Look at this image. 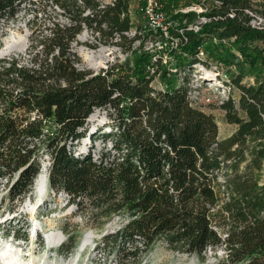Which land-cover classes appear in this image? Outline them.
Returning a JSON list of instances; mask_svg holds the SVG:
<instances>
[{"label":"trees","instance_id":"obj_1","mask_svg":"<svg viewBox=\"0 0 264 264\" xmlns=\"http://www.w3.org/2000/svg\"><path fill=\"white\" fill-rule=\"evenodd\" d=\"M161 1L170 19L167 35L148 29L162 45L154 52L144 51L138 33L128 36L130 0L34 1L25 53L0 57L6 197L30 195L47 156L49 189L75 208L73 215L97 226L118 218L95 248L115 254L119 264L137 263L156 242L202 260L211 250L217 264H264V28L252 27L245 12L258 10L249 0H204L201 12ZM28 2L0 0V39ZM55 6L65 20L46 25L38 13ZM83 28L118 46L124 60L98 72L79 68L72 42ZM200 52L225 68L240 65L236 72L227 69L224 82L228 97L220 107L236 126L225 138L214 116L192 103L187 79L178 74L200 62ZM246 76L253 82H243ZM157 77L166 80L161 88L153 84ZM95 109L105 112L107 131L89 139L99 138L102 146L93 151L89 143L76 154ZM4 236L28 238L14 226ZM74 247L70 234L61 254Z\"/></svg>","mask_w":264,"mask_h":264},{"label":"rangeland","instance_id":"obj_2","mask_svg":"<svg viewBox=\"0 0 264 264\" xmlns=\"http://www.w3.org/2000/svg\"><path fill=\"white\" fill-rule=\"evenodd\" d=\"M28 1L29 2L26 4L25 8L27 11L24 10L21 12L15 23H11L8 27L3 29L5 34H3L0 39V48L3 47V41L5 38H10L14 44V49L7 54L25 53L29 45L28 37L31 33L29 20L33 17L31 14L32 10H35V8H33L35 7L34 3L38 2H34L37 0ZM130 1V15L133 21V26L128 36H132L135 33L141 35V45H143L144 51L154 52L156 46L158 49H161L162 45L158 38L149 35L148 23L138 9L137 3L133 0ZM175 1L177 9H180L181 11L194 10L201 12L204 10V6L200 4L204 0ZM249 2L252 7L258 10V12L249 10H246L245 12L248 13L249 16L262 15L264 17V0H249ZM209 4L210 2H207L206 5L209 6ZM167 10L164 11L166 12ZM168 14L169 13L166 12V21L170 19ZM38 18H40L41 21H44L46 25H49L50 21L65 20L61 10L56 6L47 7L46 14L42 15L38 13ZM173 43L175 47L177 43ZM133 45L137 47L139 46V42L136 41ZM72 48L80 59L79 63H76V65L79 68L91 69L94 72L107 68L116 62H121L126 56L125 52L121 51L118 46L109 43V41L94 39L91 36L90 30L87 28H83L77 35L76 41L72 42ZM100 51H103V57L101 62L96 65L94 63V65L87 63L82 53L90 52L97 55ZM169 57L170 55L167 53L163 54V62L167 64L168 67L172 66L168 62ZM199 57L201 59L200 62L193 64L191 68L179 70L178 74L180 77H185L187 79L189 98L192 103L214 116L218 126V136L219 138H225L235 131L236 126L226 122L224 118L225 111L220 107L222 101L228 97V90L225 87L224 82L229 80L228 70L230 72H236L240 65L236 63L235 65L225 68L220 66L217 61H208L204 57V54H200ZM150 68H154V66H151ZM165 81V79L163 80L161 77H157L153 84L155 87L161 88ZM246 81L252 83L253 78L251 76H246L243 79V82ZM107 122L108 120L105 112L100 109H95L87 119L88 134L80 140L75 148V153H85L88 151L90 148L89 143L94 145L93 151H97L102 146L101 140L97 138L94 142H90L91 139H89V136L96 133L106 132L107 129L105 124ZM44 159L45 156L41 158V161ZM44 162L47 164V160L45 159L41 162L42 170V164H44ZM44 171L47 174V169ZM260 181H264V165L260 171ZM34 185L35 181L30 195L26 196L23 201H10L9 198L6 197L7 183L4 179L0 178V250L6 244L11 243L10 245L18 250L22 264L29 262L31 259L37 261L39 264H54V262H62L64 264H119L115 254L112 253L109 255L105 252L97 251L95 248L97 246V241L103 234L112 232L118 226V218H114L109 222L104 223L102 226L94 225L92 222L85 221L80 214L73 215L75 208H73V206H66L62 195L55 196L49 189L48 181L46 193L41 199H38L39 196L35 193ZM33 205L35 209L31 211ZM9 207L12 208V211H8ZM35 223L38 224L37 232L33 234ZM11 226H14L15 229L20 232H27L28 238L25 239L20 237L18 238L20 240H18L11 236L5 237L4 234L6 233V229H9ZM62 227H67L68 230L65 232ZM50 231H61L64 235L63 241L58 246L52 248L47 245L46 240V234ZM85 233H92V240L82 251H80L79 255L78 248L85 237L84 235H86ZM70 234L74 236L75 247L68 256H64L61 254L60 248L68 240ZM218 253L221 254L222 251H219ZM71 257H77V263L75 261L68 263ZM134 264H217V259L216 256H213L211 250L206 251L205 258L202 260L196 255L172 251L163 243L156 242L149 252Z\"/></svg>","mask_w":264,"mask_h":264},{"label":"bare ground","instance_id":"obj_3","mask_svg":"<svg viewBox=\"0 0 264 264\" xmlns=\"http://www.w3.org/2000/svg\"><path fill=\"white\" fill-rule=\"evenodd\" d=\"M12 49H14V44H13L12 40L10 38H5L3 41V47L0 48V56L7 54ZM90 52H82L87 63H89L91 65L93 63L95 65L99 64L102 60V57H103V51H100L97 55H94ZM34 186H35V193L37 196H39L38 199H41L47 190V174L44 171V169L37 175V177L35 179V185ZM34 209H35V207L33 205L31 207V211H33ZM37 225L38 224L35 223V225L33 227V234H35L37 232ZM91 234L92 233H87L86 235H84L85 237H84L81 245L78 248L79 255H80V251H82L86 247V245L92 240ZM63 239H64V235L62 234L61 231H50L46 234L47 245L51 248L58 246L63 241ZM10 244H6L0 250L1 251V253H0L1 263L0 264H22L18 250L13 248L12 245H10ZM76 259H77V257L76 258L71 257L69 259L68 263H70L71 261L76 262L77 261ZM25 264H39V263L37 261H34L33 259H31L29 262H27ZM54 264H64V263L54 262Z\"/></svg>","mask_w":264,"mask_h":264},{"label":"built area","instance_id":"obj_4","mask_svg":"<svg viewBox=\"0 0 264 264\" xmlns=\"http://www.w3.org/2000/svg\"><path fill=\"white\" fill-rule=\"evenodd\" d=\"M100 5L105 4H111L113 0H97ZM137 3L138 9L141 11L143 17L146 19L148 23V27L152 29H160L164 32L165 35H167V27L168 22L166 12L163 9V3L161 0H133ZM219 3L218 1H216ZM186 12V11H183ZM232 15V14H230ZM206 18L202 17L198 24L201 22H205ZM249 24L254 28L262 29L264 28V17L262 15H251V20ZM194 29H198V25H193ZM200 54H203V52H200ZM154 68L149 69V73H154ZM45 159L47 160V164H42L43 169L46 170L47 166L49 165L48 157L45 156ZM44 159V160H45ZM42 160V162L44 161ZM6 182V181H5Z\"/></svg>","mask_w":264,"mask_h":264},{"label":"water","instance_id":"obj_5","mask_svg":"<svg viewBox=\"0 0 264 264\" xmlns=\"http://www.w3.org/2000/svg\"><path fill=\"white\" fill-rule=\"evenodd\" d=\"M0 57H2V56H0Z\"/></svg>","mask_w":264,"mask_h":264}]
</instances>
